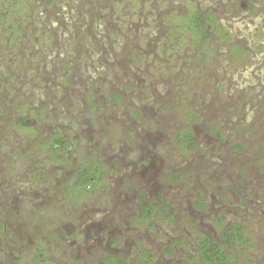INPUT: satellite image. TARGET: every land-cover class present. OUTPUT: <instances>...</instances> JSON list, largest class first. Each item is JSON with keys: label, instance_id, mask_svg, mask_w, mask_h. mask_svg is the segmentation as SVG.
I'll return each instance as SVG.
<instances>
[{"label": "rangeland", "instance_id": "1", "mask_svg": "<svg viewBox=\"0 0 264 264\" xmlns=\"http://www.w3.org/2000/svg\"><path fill=\"white\" fill-rule=\"evenodd\" d=\"M89 2L0 0V264H264V0Z\"/></svg>", "mask_w": 264, "mask_h": 264}, {"label": "trees", "instance_id": "2", "mask_svg": "<svg viewBox=\"0 0 264 264\" xmlns=\"http://www.w3.org/2000/svg\"><path fill=\"white\" fill-rule=\"evenodd\" d=\"M55 0H45V3L50 7L53 5ZM84 3L88 5L89 0H84ZM84 15V14H83ZM85 18V15H84ZM216 23V17L214 14L203 13L201 11H196L192 16V24L196 33L199 34L202 41L206 43L209 40V31L208 28L213 26ZM39 117V116H38ZM60 150H62L68 143L67 139H57L55 142ZM58 150V147L56 148ZM55 149V151H56ZM57 154V152H56ZM95 178V173L93 171L87 173V179L92 180ZM199 206H203V204L199 203ZM231 230V229H230ZM225 230V238L230 241L231 231ZM233 232V231H232ZM234 236H236L239 240L244 241L243 234L241 232V226L238 225L234 228ZM199 256L201 260L206 264H236L234 261L229 259L226 251L217 243L214 242L209 237H203L199 240ZM114 263V262H113ZM122 262L118 261L116 264H121Z\"/></svg>", "mask_w": 264, "mask_h": 264}]
</instances>
